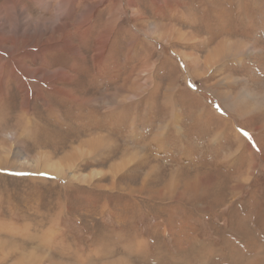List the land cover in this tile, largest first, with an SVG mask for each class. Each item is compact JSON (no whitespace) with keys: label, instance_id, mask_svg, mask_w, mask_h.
Returning <instances> with one entry per match:
<instances>
[{"label":"rangeland","instance_id":"obj_1","mask_svg":"<svg viewBox=\"0 0 264 264\" xmlns=\"http://www.w3.org/2000/svg\"><path fill=\"white\" fill-rule=\"evenodd\" d=\"M60 1L0 0V264H264V0Z\"/></svg>","mask_w":264,"mask_h":264},{"label":"bare ground","instance_id":"obj_2","mask_svg":"<svg viewBox=\"0 0 264 264\" xmlns=\"http://www.w3.org/2000/svg\"><path fill=\"white\" fill-rule=\"evenodd\" d=\"M66 2V1H65ZM64 2L61 0L60 1V4L58 5V8H59V10H60V13L62 12V13H65L66 11L65 10H63V7H64ZM94 8V7H93ZM58 11V10H57ZM93 10H91V8L90 9H88V10H86L85 12H84V17H83V20L80 22V23H83V25L84 24H86V22H90V20L92 19V16H93ZM68 13H71V11H69ZM58 16H56L57 17V19H59V15L60 14H57ZM19 15H17L16 14V18L18 17ZM25 19V18H24ZM22 20V19H21ZM21 20H19L20 21V25H22L21 23H22V21ZM62 21V20H61ZM39 24H40V22L39 21H36L35 22V24L31 27V30H34V31H36V30H38L39 29ZM32 25V24H31ZM53 28H55V29H57V30H59L60 29V25L59 24H56ZM75 29V28H74ZM73 29V30H74ZM41 30H43V28L41 29ZM79 30H81V26L79 25V23H78V21L76 22V30H74V31H79ZM31 32V31H30ZM43 32V31H42ZM226 42V41H225ZM225 45V44H224ZM39 52V51H38ZM36 55H38V54H36ZM26 85V84H25ZM202 255V254H201ZM251 263V262H250ZM249 263V264H250Z\"/></svg>","mask_w":264,"mask_h":264}]
</instances>
